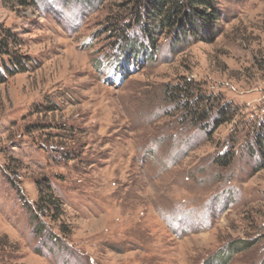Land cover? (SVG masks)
<instances>
[{
    "label": "rangeland",
    "instance_id": "rangeland-1",
    "mask_svg": "<svg viewBox=\"0 0 264 264\" xmlns=\"http://www.w3.org/2000/svg\"><path fill=\"white\" fill-rule=\"evenodd\" d=\"M212 2L150 36L146 0H0V264H264V0Z\"/></svg>",
    "mask_w": 264,
    "mask_h": 264
},
{
    "label": "trees",
    "instance_id": "trees-1",
    "mask_svg": "<svg viewBox=\"0 0 264 264\" xmlns=\"http://www.w3.org/2000/svg\"><path fill=\"white\" fill-rule=\"evenodd\" d=\"M15 1L19 3H35L36 0ZM212 5V0H146V4L144 5L145 13L147 18L152 21L153 26L146 27L144 32L151 36L156 31L157 27L162 29L172 28L179 35L182 33L186 34L187 32L192 35L200 34L203 29L210 28V26H213L218 20V13L215 8L212 12L203 11L200 8V6L213 8ZM5 46L6 44L4 41H0V51H2V53H9ZM11 60H13L15 66H19V68L15 67V70L11 69V74L24 70L23 62L18 56L14 55V58H11ZM2 79H4V76L0 74V80ZM182 91L185 93L188 91V87H183L181 89V92ZM201 102L206 103L205 108L202 107ZM192 110L193 113H198V121H204L210 118L211 111L215 110V116L213 117V125L215 127L232 120L235 114V107L230 102H222L217 95L212 94L204 96V98L202 97L201 101L197 103V107H193ZM255 146L262 157L259 167H264V127L261 129L260 133H258ZM46 184H44L45 187L43 184L39 185L38 198L34 206L36 210V219H39L41 216L59 217L56 213L62 204L61 200L55 194L53 187L50 184Z\"/></svg>",
    "mask_w": 264,
    "mask_h": 264
}]
</instances>
